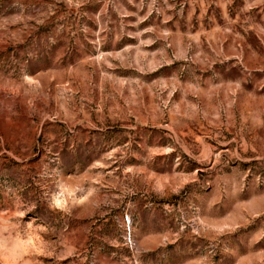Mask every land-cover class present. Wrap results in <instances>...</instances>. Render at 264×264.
<instances>
[{
    "label": "rangeland",
    "instance_id": "374dc122",
    "mask_svg": "<svg viewBox=\"0 0 264 264\" xmlns=\"http://www.w3.org/2000/svg\"><path fill=\"white\" fill-rule=\"evenodd\" d=\"M0 264H264V0H0Z\"/></svg>",
    "mask_w": 264,
    "mask_h": 264
}]
</instances>
